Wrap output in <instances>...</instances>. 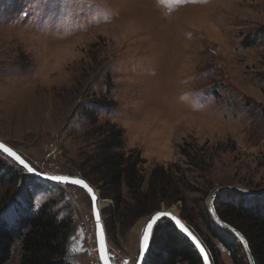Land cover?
Returning <instances> with one entry per match:
<instances>
[{"label":"rangeland","instance_id":"rangeland-1","mask_svg":"<svg viewBox=\"0 0 264 264\" xmlns=\"http://www.w3.org/2000/svg\"><path fill=\"white\" fill-rule=\"evenodd\" d=\"M0 11V141L44 173L88 181L104 204L112 255L134 264L136 229L151 215L124 225L127 190L116 207L88 176L100 133L115 125L127 155L145 161V190L163 167L186 192L187 203L161 202L159 211L186 212L203 242L220 249V264H234L207 214L219 187L264 189V0H0ZM4 162L19 179L0 184V226L15 229L50 203L73 222L68 261L99 264L85 192L23 178ZM221 196L216 206L241 199ZM21 258L16 243L7 264Z\"/></svg>","mask_w":264,"mask_h":264},{"label":"trees","instance_id":"trees-1","mask_svg":"<svg viewBox=\"0 0 264 264\" xmlns=\"http://www.w3.org/2000/svg\"><path fill=\"white\" fill-rule=\"evenodd\" d=\"M93 122L97 124V119ZM108 126L109 131L100 133L102 138L95 151L97 160L91 165L93 175L88 176H93V181L108 188L105 192H108L116 207L124 201L123 190H127L131 204L127 209L130 215L123 216L124 223L130 221L131 225L141 218L154 214L160 210L161 202L167 203L168 206L178 201L187 203L186 192L180 191L175 178L168 175L163 167H157L152 171L148 188L145 190L146 175L142 166L145 161L141 159L140 152L131 151L127 155L124 151L123 131L115 125ZM183 152L185 156L190 157L186 149H183ZM4 158L7 157L0 158V184H14L19 178L8 171ZM199 165L206 166V160H199ZM18 172L23 178L27 176L20 170ZM238 196L241 198L238 202H223L216 206L217 213L223 222L244 235L256 264H264V204L257 206V200L249 202L247 200L250 199ZM246 202L250 203V206L246 205ZM181 210L184 212L183 207ZM185 214L186 212L183 213V219L192 223ZM207 217L213 225V236L230 254L233 263L245 264L247 255L243 258L241 255L243 245L234 235L221 229L210 213ZM72 224L70 219L59 218L48 203L25 216L15 229L0 226V264L8 263L16 243L21 244L20 264H71L67 258ZM164 224L166 227H162L156 234L147 264H203L194 246L180 234L174 223L165 220ZM106 231L109 236L107 225ZM216 232L223 233L218 235ZM204 243L211 252L214 264H220V249L216 248V245Z\"/></svg>","mask_w":264,"mask_h":264},{"label":"snow or ice","instance_id":"snow-or-ice-1","mask_svg":"<svg viewBox=\"0 0 264 264\" xmlns=\"http://www.w3.org/2000/svg\"><path fill=\"white\" fill-rule=\"evenodd\" d=\"M188 2V0H184ZM195 2V0H192ZM27 16V13H24ZM5 21L2 18V11H0V25H3ZM7 157L13 162V165L18 167L21 172L31 174L36 179L44 180L46 182H55L57 185H71L78 186L80 190L84 191L87 197L90 198L92 211L95 216L96 235L98 237L100 259L103 264H109L110 256L109 250L106 246V231L102 223V212L97 206L98 197L88 182L83 178H76L70 175H49L35 168L30 162L26 161L13 147L4 142H0V158ZM244 192V190H241ZM249 195V194H247ZM174 223L181 233L189 237L198 248L199 252L203 254L204 264H208L209 257L206 253V249L202 246L201 242L189 229L181 223L174 215L162 211H158L152 216L146 223L143 229L142 236L139 240V261L142 264H146V254H151V248L155 243L156 234L161 231L162 227H166L164 221Z\"/></svg>","mask_w":264,"mask_h":264},{"label":"water","instance_id":"water-1","mask_svg":"<svg viewBox=\"0 0 264 264\" xmlns=\"http://www.w3.org/2000/svg\"><path fill=\"white\" fill-rule=\"evenodd\" d=\"M1 142V141H0ZM48 174V173H47ZM31 175V174H29ZM51 175V174H49ZM33 177V176H32ZM74 177V176H73ZM35 178V177H34ZM76 178H81V177H76ZM84 179V178H83ZM39 180V179H38ZM44 181V180H42ZM88 182V181H86ZM48 183H51V184H56L55 182H48ZM89 183V182H88ZM63 186H71V185H63ZM91 186V185H90ZM74 187H77L79 188L78 186H74ZM92 187V186H91ZM94 189V188H93ZM241 190H244V192H241ZM95 191V189H94ZM225 193H235V194H238L242 197H245L247 199H251V200H257V199H261L264 197V189L261 190V191H257V192H251V191H248V190H245V189H242V188H239V187H235V186H222V187H219L217 189H215V191L211 194L210 198H209V212L212 216V218L214 219V221L221 227L223 228L224 230L228 231L229 233H231L232 235H234L238 241L243 245V248L245 250V253L247 255V258L249 260V263L250 264H256V261H255V258L252 254V251H251V248H250V245H249V242L247 241V239L244 237V235L239 232L237 229H235L234 227H232L231 225H228L226 224L225 222H223L218 213H217V210H216V205H215V201L217 200V198L219 196H221L222 194H225ZM249 194V195H247ZM98 197V196H97ZM99 201L100 199L98 198V201H97V206L99 207ZM100 209V208H99ZM101 210V209H100ZM162 212H166V213H170L172 215H174L177 219H179L181 221V223H183L188 229L189 231H191L193 233V235H195L197 237V239L201 242L202 246L206 249V253L209 257V261H208V264H214L213 262V258H212V255H211V252L209 251V249L207 248V246L205 245V243L203 242V240L200 238V236L181 218L180 215H178L177 213H175L174 211H170V210H161ZM93 212V211H92ZM102 212V210H101ZM158 212V211H157ZM157 212H155L154 214H152L150 216V218L152 216H154ZM149 218V219H150ZM93 219H94V223H95V216H94V213H93ZM148 219V220H149ZM147 220V221H148ZM102 223L105 227V231H106V226L103 222V219H102ZM147 223V222H146ZM146 225V224H145ZM96 228V226H95ZM178 229V227H177ZM178 231L180 232V230L178 229ZM143 233V232H142ZM180 234L185 237L195 248V250L198 252L203 264H204V260H203V254H201L198 250V248L195 246V243L189 238L187 237L185 234L181 233ZM142 236V234H141ZM141 238V237H140ZM96 241H97V250H98V256H99V260L101 261V263L103 264V261L100 259V253H99V244H98V237L96 235ZM106 246L109 250V256H110V261H109V264H113V261L111 259V251H110V247H109V243H108V239H107V231H106ZM145 260H146V264L149 260V254H146L145 256ZM129 263V261L127 262ZM135 264H142V262L139 261V257H138V260Z\"/></svg>","mask_w":264,"mask_h":264},{"label":"bare ground","instance_id":"bare-ground-1","mask_svg":"<svg viewBox=\"0 0 264 264\" xmlns=\"http://www.w3.org/2000/svg\"><path fill=\"white\" fill-rule=\"evenodd\" d=\"M39 180H40V179H39ZM40 181H42V180H40ZM42 182H46V181H42ZM47 183H48V182H47ZM95 193H96V195L98 196V198L100 199V201H99V208L102 210V209H103V206H104L103 201H101V198H100V194H99V192L95 190ZM146 222H147V221H146ZM146 222H145V224H146ZM145 224H144V225H140L139 227H137V229H136V233L139 234V236L142 234ZM94 236H95V231H94ZM138 257H139V256H137L135 263L137 262ZM111 259H112V261H113V264H117V262H116L117 260H116V258H115L113 255H111ZM135 263H134V264H135Z\"/></svg>","mask_w":264,"mask_h":264},{"label":"built area","instance_id":"built-area-1","mask_svg":"<svg viewBox=\"0 0 264 264\" xmlns=\"http://www.w3.org/2000/svg\"><path fill=\"white\" fill-rule=\"evenodd\" d=\"M93 225H94L95 239H96V228H95V223H93ZM96 243H97V241H96ZM98 258H99V257H98ZM99 264H102L100 260H99Z\"/></svg>","mask_w":264,"mask_h":264}]
</instances>
